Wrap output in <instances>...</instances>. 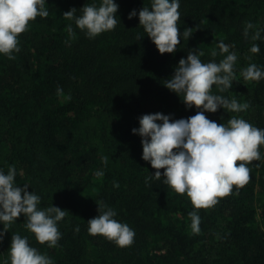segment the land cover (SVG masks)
I'll list each match as a JSON object with an SVG mask.
<instances>
[{
  "label": "trees",
  "instance_id": "trees-1",
  "mask_svg": "<svg viewBox=\"0 0 264 264\" xmlns=\"http://www.w3.org/2000/svg\"><path fill=\"white\" fill-rule=\"evenodd\" d=\"M92 2L47 0L49 15L37 16L19 34L15 58L0 54V168L6 172L14 165L16 183L40 195L41 207L68 210L51 248L25 228L21 214L0 242V259L8 255L11 232H19L53 264H264V145L261 158L247 162L246 184L233 185L215 205L197 209L200 232L193 233L190 198L163 177L146 182L156 169L142 159L141 138L131 132L145 113L195 114L164 83L188 51L202 52L203 62H219V40L238 53L236 80L219 94L250 107L206 115L225 124L239 115L264 128V79L240 75L249 63L264 66V39H251L255 29L247 38L243 34L247 21L264 27V0H181L179 31L188 27L193 33L174 53L164 54L147 36L137 40L143 28L138 16L128 18L129 11L149 6L150 0H116L115 28L89 38L63 12L75 7L79 15ZM253 43L259 44L258 53L249 51ZM212 91L217 92L215 86ZM102 156L109 158L106 165ZM101 203L135 230L130 245L88 233L87 220L98 215Z\"/></svg>",
  "mask_w": 264,
  "mask_h": 264
},
{
  "label": "clouds",
  "instance_id": "clouds-1",
  "mask_svg": "<svg viewBox=\"0 0 264 264\" xmlns=\"http://www.w3.org/2000/svg\"><path fill=\"white\" fill-rule=\"evenodd\" d=\"M181 0H150L149 6H142L138 11L133 8L128 18L138 16L139 26L144 35H137V40L144 36L150 38L159 53H174L181 40L189 39L192 28L185 27L181 32L178 20ZM47 0H0V54L9 59L15 58L20 51L19 34L26 31L29 22L37 16L47 17ZM119 5L116 0H93L85 3L77 15L75 7L64 11L63 15L82 30L89 38L115 28ZM255 29L252 40L264 39L261 33L264 27H258L251 21L245 23L243 34L247 38L249 30ZM72 30L69 24V31ZM219 62H203L197 51H188L187 56L179 59L173 74L165 80L164 85L173 91L185 105L186 109L195 108V114L188 117L174 118L172 113L160 111L145 113L138 117V127L131 132L141 138L142 159L156 169L154 174L146 177H163V183L175 192L186 194L190 198L193 210L191 231L200 232L199 208L215 205L218 197L229 194L233 185L243 186L250 179L247 162L259 160V146L264 145V128L257 127L239 115H233L227 123H217L206 113H215L219 108L234 113L247 110L248 101L239 102L235 97L221 95L230 91L236 80L238 53L230 51L234 45L223 40L217 42ZM251 53L260 51L259 44L253 43ZM217 51L211 55L215 57ZM252 59L251 56L248 57ZM240 75L245 80L264 79V66L249 63L240 68ZM213 86L217 92H213ZM57 93L62 89L57 86ZM108 163V157H101ZM240 163L237 164L236 162ZM164 169L161 173L160 169ZM17 169L9 165L7 171L0 168V242L12 224L23 214L25 228L34 234L40 243L48 247L57 245L62 233L58 222L67 211L53 204L41 207V196L28 191L29 185L16 183ZM97 176L103 175L97 170ZM117 212L106 204H98V215L87 220L89 234H101L120 247L133 242L135 230L127 223L115 219ZM79 231V225L75 227ZM0 264H53L51 257L40 252L29 243L26 235L11 232L8 255L0 259Z\"/></svg>",
  "mask_w": 264,
  "mask_h": 264
}]
</instances>
